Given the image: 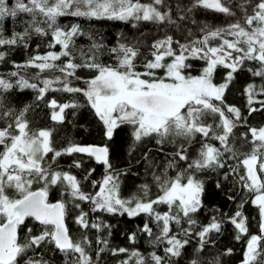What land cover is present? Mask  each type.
<instances>
[{
    "label": "snow or ice",
    "instance_id": "snow-or-ice-1",
    "mask_svg": "<svg viewBox=\"0 0 264 264\" xmlns=\"http://www.w3.org/2000/svg\"><path fill=\"white\" fill-rule=\"evenodd\" d=\"M246 3L248 7L240 5L242 17L227 27L213 30L205 25L201 29L205 32L203 39L190 43L175 41L178 48L173 46L171 36L155 41L151 45V58L144 61L140 71L136 64L137 47L121 43L109 49L116 55V64H103L99 62V55L104 45L94 42L87 52L77 50L74 38L84 34L80 25L62 28L58 18L72 16L175 24L170 12L159 7L164 0H151L150 3H141L140 0H16L12 7L8 6L7 0H0V21L6 16L16 17L18 13L31 17L24 30L13 32L10 38H4L0 29V46L25 43L27 47L26 40L32 33L47 36L50 30L51 40L47 47H60V51L31 56L24 64L14 63L17 69L32 67L39 71L32 78H25L18 71L11 72V77H17L15 83L0 76V91L8 92L14 87L21 91L31 89L37 93V100H43L49 91L82 94L102 124L106 140H113L116 130L122 126L131 128L129 155L137 144L148 139L153 140L161 152L169 145L173 149L166 154L160 171L156 170L160 166L149 160L148 152L144 153L145 161L153 169L155 197L150 195L151 186L144 183L139 185V194L124 198L120 194V177L127 172L114 168L106 144L69 143L57 150L53 146L51 130L33 131L29 128L25 116L30 105H25L18 114H14L12 108L3 110L0 119L11 117V120L0 127V264H51L37 252L41 248L61 253L64 264H99L101 254L106 251L114 256L127 253V259L119 264H177L193 237L197 238L194 254H198L206 245L214 243L210 239L212 233L221 232L222 219L213 216L209 223L199 225L196 215L204 208L206 182L201 175L207 172L220 174L222 169H227L222 174L224 180L232 174L238 176L236 187L250 195V203L258 209L259 234H249L243 212L248 199L241 197L234 213L230 216L224 214L236 229L237 241L242 236L248 237L241 264H264V127H249L241 134L246 141L248 133L251 134L248 141L251 150L241 152L236 147L234 129L246 122V117H242L238 107L225 102V92L235 79L234 74L243 70L246 62H255L258 67L247 70L252 76L264 80V0H246ZM195 7L235 15L223 0H195L192 8ZM192 8L187 11L191 12ZM184 18L180 17L181 20ZM213 39H219L220 43L211 46L210 40ZM76 51H79L80 63L74 62ZM5 57L6 53L0 52V62ZM62 58L67 59L56 63ZM190 60L204 61L198 75L187 71L193 67ZM218 67L228 69L219 84L213 82ZM79 69L94 72L84 81L86 87L83 88L70 86L68 80V77L80 79L76 76ZM46 70H56L62 75L41 79L40 74ZM244 93L249 115L260 110L253 107L254 102L264 108V100H255L257 95L264 96V83H249ZM48 106L53 109L51 119L56 122L64 121L66 109L81 107L76 102L59 104L56 99L50 100ZM3 108V97L0 96V109ZM209 119L212 123L208 122ZM211 141H217L219 146ZM194 143L199 144V148L191 153ZM49 153L52 154L50 161L46 159ZM73 153L85 154L103 165L102 180L91 182L93 189L98 188L94 193L83 191L81 181L75 175L53 168L57 158ZM230 160L236 161L235 165L229 164ZM73 165L80 168L81 162L73 161ZM241 168L243 174L239 172ZM94 171L88 170L84 180ZM34 184L39 187L33 188ZM215 187H222L219 180ZM52 188H57L61 196L55 202L49 199ZM227 198L236 199L235 195ZM81 202L89 204L92 213L126 214L129 218L146 216L148 219L138 230L146 235L153 249L163 246V255L155 250L146 256L138 249H109L108 239L97 235L95 243L102 246L95 250L93 257L86 250L93 243L87 231H82L79 239L70 232L67 223L69 205L80 210L73 222L81 230L95 229L101 233L109 229L110 236L111 225L100 221L99 217L90 220L89 212L81 208ZM161 205L165 206V211L158 210ZM29 219L35 223V230L27 226ZM128 240L135 244L137 233H131ZM48 245L53 247L48 249ZM231 253L232 249L228 248L221 255ZM189 264L202 262L194 255ZM209 264H221L220 257H215Z\"/></svg>",
    "mask_w": 264,
    "mask_h": 264
},
{
    "label": "trees",
    "instance_id": "trees-1",
    "mask_svg": "<svg viewBox=\"0 0 264 264\" xmlns=\"http://www.w3.org/2000/svg\"><path fill=\"white\" fill-rule=\"evenodd\" d=\"M16 0H7L9 7L15 4ZM27 2V0H25ZM141 3H150L151 0H140ZM195 0H164V4L159 6L162 11L170 12L172 20L175 24H169L167 21L163 23H156L151 21H134L129 20H108V19H86L83 17L64 16L58 18V24L63 27H70L72 24H79L83 35L75 37V48L77 50L83 49L85 52L95 43L104 45L99 55V62L106 65L116 64V55L109 52V49L118 47L119 44L124 43L128 46H135L139 50V55L136 59L138 70L142 71V65L146 59L151 58V45L160 39H164L167 36H171L174 41V47L178 46L175 41L180 43H190L193 40L203 39L205 32L201 29L207 25L211 29L219 27H227L228 24L240 19L243 15L241 4L248 7L246 0H223L235 13L234 16H228L223 13L216 12L211 9H205L203 7L192 8ZM192 8L191 12L187 9ZM181 16L185 18L180 19ZM31 17L25 13H18L16 17L6 16L0 21V29L3 31L4 38H10L13 32H22L26 27V22ZM42 19V17H37ZM195 21V23H193ZM135 25V26H133ZM41 27L47 28V25L41 24ZM230 38V37H229ZM51 40L50 30L47 36H38L32 33L25 43H18L14 46H0V52L6 53L5 60L0 62V76L5 79L11 80L15 83L17 77H11L9 74L13 71H18L20 75L25 78H32L39 71L38 69L28 67L17 69L15 64H24L29 57L34 55H43L47 51H60V47L49 49L47 47L48 42ZM220 43L219 39L210 40L211 46H216ZM76 59L74 62L80 63L79 51L74 53ZM67 58H62L61 61L56 63H62ZM189 63L193 65L192 68L187 71L192 75H198L200 69L204 66V61L190 60ZM258 65L255 62H246L245 68L235 73V79L229 85L228 90L225 92V102L229 105H234L241 110L242 117H246V122L241 123L236 129H234L236 137V147L241 152H247L251 150V144L248 142L251 140V134L248 133V140H243L241 134L246 133L249 127H264V108L258 103L253 104V107L260 109L253 112L251 115L248 113L247 96L244 93V88L249 83L260 85L264 83L260 77H254L247 70L248 68H255ZM228 69L218 67L214 74V83H222L223 78ZM62 74L56 70H46L40 74V78L43 79L53 78L54 76H61ZM94 72L88 69H79L76 72L75 77H68L70 86L72 87H86L85 80L91 78ZM31 82L39 83L37 80H31ZM42 86V85H41ZM55 87H62V85H55ZM0 96L3 97L4 108L0 109V112L8 108L15 109L14 114H18L19 111L25 106L30 105L29 111L26 113L25 118L29 123V128L33 131L38 129H49L52 131L53 146L57 149H63L67 147L69 143L79 145H107L110 150V159L113 166L117 170L126 171L127 175L120 177V194L124 198H128L133 194H139V185L148 183L151 186L150 195L155 197L157 189L152 183L151 172L153 169L149 167V163L144 159V153L148 152L149 160L154 164L159 165L160 168L156 169L160 171L165 163V156L168 152H171L172 147L166 146L164 151L161 152L159 147L155 145L151 139L137 144L135 151H132L129 155V145L132 143L131 128L129 126H122L117 129L113 140L108 141L102 134V124L95 116L93 110L87 105L85 98L79 93H67L63 91H49L43 100H37V93L31 89H25L21 91L18 87H14L8 92L0 91ZM52 99H56L59 104L76 102L81 105L79 108H69L65 110V119L63 122H56L51 119L52 111L48 106V102ZM255 100H264V96L257 95ZM58 111V109H57ZM11 120V117L0 119V127L6 126V123ZM212 123V120H208ZM199 139V137H198ZM219 146L217 141H211ZM199 148V144L194 143L191 153H194ZM151 149V151H149ZM2 150V149H0ZM51 153L48 154L50 161ZM242 158V157H241ZM73 161H80L81 167L76 168L73 165ZM183 163V162H181ZM229 164L235 165L236 161L230 160ZM53 168L70 172L75 175L80 181L83 191L94 193L97 189H93L92 181H100L104 175V167L101 164L95 162L94 159L88 157L85 154L73 153L72 155H63L57 158L56 163L53 164ZM95 169L92 175L84 180V176L88 170ZM227 169L220 170V174L207 172L201 175V179L206 182V191L203 197L204 208L196 215V219L199 225L207 224L210 222L213 216L223 220L222 229L220 233H212L210 239L214 243L206 245L203 252L194 254V249L197 246V238L193 237L190 244L186 246L185 255L178 258L177 264H189V260L193 258L200 259L202 264H209L215 257L219 256L221 264H241L243 260V253L246 247L247 236H242L241 240L235 239L236 229L230 223L224 214L228 216L232 215L240 203L241 197L249 200V203L245 204L243 212L247 217V226L249 228V234H259V214L258 209L250 203V195L246 194L243 190L236 187L238 176L235 174L229 175L227 180L223 179V172ZM243 169H239L240 174H243ZM174 174V173H170ZM219 180L222 187L216 188L215 182ZM39 187L38 184H34L33 188ZM11 195V191L9 192ZM229 195H235L236 199L229 200ZM49 199L51 202H55L61 199L60 192L57 188L50 190ZM81 208L84 211L89 212V219L94 221L97 217L99 220L111 225V235H108L109 229H104L103 232L97 233L95 229L81 230L73 220L79 213V209H75L72 205H69V218L67 220L70 232L75 239L81 237L82 231H87V235L93 241L91 248L86 250L95 257V250L102 245H97L95 239L97 235L105 237L109 241V249L124 247L130 251L138 249L144 255L153 250L158 254L163 255L162 248L153 249L147 242L145 234L139 232V228L143 226L144 222L148 219L144 215L129 218L126 214L110 215L104 212L92 213L90 212V205L81 202ZM217 209L219 211H217ZM159 211H165V206L161 205L158 208ZM28 227L36 229V225L32 220L26 221ZM154 232L156 231L155 225H151ZM186 226V225H185ZM137 233L136 243H130L128 236L133 233ZM23 235V231L21 233ZM264 243V242H262ZM53 246L48 245L47 248L51 249ZM231 248V255H221L225 249ZM37 252L41 253L44 259L51 261V264H64V258L58 251H49L44 248L37 249ZM31 255V253H30ZM127 253H121L118 255H112L110 251H106L101 254L99 264H119L120 261L127 259Z\"/></svg>",
    "mask_w": 264,
    "mask_h": 264
}]
</instances>
